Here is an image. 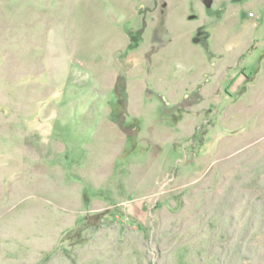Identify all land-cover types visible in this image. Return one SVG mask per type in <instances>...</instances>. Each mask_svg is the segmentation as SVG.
I'll use <instances>...</instances> for the list:
<instances>
[{
	"label": "rangeland",
	"instance_id": "1",
	"mask_svg": "<svg viewBox=\"0 0 264 264\" xmlns=\"http://www.w3.org/2000/svg\"><path fill=\"white\" fill-rule=\"evenodd\" d=\"M0 264H264V0H0Z\"/></svg>",
	"mask_w": 264,
	"mask_h": 264
},
{
	"label": "water",
	"instance_id": "2",
	"mask_svg": "<svg viewBox=\"0 0 264 264\" xmlns=\"http://www.w3.org/2000/svg\"><path fill=\"white\" fill-rule=\"evenodd\" d=\"M233 1L238 2V1H240V0H233Z\"/></svg>",
	"mask_w": 264,
	"mask_h": 264
}]
</instances>
